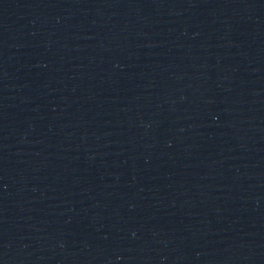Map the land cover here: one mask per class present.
<instances>
[{"label": "water", "instance_id": "1", "mask_svg": "<svg viewBox=\"0 0 264 264\" xmlns=\"http://www.w3.org/2000/svg\"><path fill=\"white\" fill-rule=\"evenodd\" d=\"M0 264H264V0H0Z\"/></svg>", "mask_w": 264, "mask_h": 264}]
</instances>
